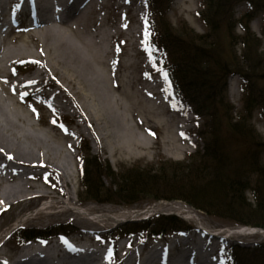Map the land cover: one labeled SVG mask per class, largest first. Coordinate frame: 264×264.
I'll return each instance as SVG.
<instances>
[{
    "label": "rangeland",
    "instance_id": "1",
    "mask_svg": "<svg viewBox=\"0 0 264 264\" xmlns=\"http://www.w3.org/2000/svg\"><path fill=\"white\" fill-rule=\"evenodd\" d=\"M127 1V5L125 4V6H123L126 12L130 10L127 16H125V11L121 14L119 10V13H117V10L113 6H108L101 11L110 27L115 23L116 25H118L117 23L121 25L124 31L121 40L125 37L129 38L126 43H122L121 40H116L114 44L112 43L108 55L109 57L107 58L110 65H106L108 76L110 80L121 78L123 83L126 74L131 77L136 76L135 87H133L135 91L144 86L148 87L151 85H158L157 83H164L165 88L159 96L164 97L165 105L168 108L167 112L163 115L150 116L144 110L143 104L139 103L137 99L133 98L127 101L128 99L122 93L116 90L114 91L113 96L119 103L124 105L121 111L126 113L130 122L129 124L133 126L135 131L136 139L141 143L140 145L142 148H136L137 151L135 153H130L122 144L124 129L120 123L112 118L113 116L111 114H108L107 108L105 109L104 107L93 104L95 96H92L89 89L81 96L74 94L71 89H69L71 93H73L71 96L66 92H61L60 96L66 98L67 103L59 101L57 109L52 110L48 107H41L42 104H46L45 96L41 94V92L34 93L30 97H25L23 95L24 92L21 94L14 92L13 95L15 97L22 99L18 109L27 119L26 129L29 130V125H31L38 131H41L44 136H46L44 133H48L52 135V139L56 138L61 146L56 153L57 157L53 160L59 165L65 164L66 168H68L66 169L68 170L67 177H62L61 172L58 171L59 174L56 170L55 172L44 170L42 178H37L33 181L42 184L46 189L52 191L54 200H64L67 205L74 202L72 205L73 208L82 215L92 219L96 218V216L104 218L103 224L99 229L93 231L90 235V242L94 249L93 252L95 251V253L87 257L90 263L97 264L107 259L111 264H127L132 262L131 256L136 259L145 258L149 255L147 254L148 251H152V253H159V251L163 252L166 258L173 260L175 256L180 255L182 252L184 253L185 249V244L181 241L176 246H170L171 248L164 250V248L170 245L172 239L177 238L176 236L180 237L183 236V234L185 235V233H190L197 237L201 227V232L207 230L210 233H220L221 235H228L226 231L230 229L253 230L254 232L248 235L233 234L230 237L228 235L227 238H223L222 236L219 238L216 237L212 240V244L210 243V245L209 242L205 240L204 244L207 242V247L209 249L214 248L212 250V255L209 254L205 245L201 248L191 242L187 244L189 251H202L205 257L211 260V262H205L204 264H231L228 257L230 247L234 244L249 247H254L256 244L260 243L264 244V228L234 223L227 218H222L199 209L182 199L156 200L154 198H144L133 205L127 206L113 202H98L89 199V197L86 199L82 197L81 193L83 187L81 186V171L84 167L82 161L84 149L82 148L86 144L90 148L92 155L100 156L103 160L107 161L115 171H119L124 166L133 167L135 165H140L141 167L154 166V169L157 170L161 160L178 161L182 163L183 166L188 165L198 152H204L206 150L208 141L210 140L209 142H211V131L213 127H209L207 124L209 116L206 113H204V115L197 114L193 106L178 93L167 73L169 65L167 64L166 51L160 46H155L153 44V34L156 35L157 29L161 27L160 22H165V18L168 19L170 27L174 28L176 31L184 27H189L200 34L210 32V29L201 17V12L204 8V0H168L167 7L164 8L162 12L156 11V13H153L154 11L150 7L149 0H123V2ZM169 2H171L170 5ZM255 2L257 3H255L256 7L259 6L264 9V0H255ZM3 5L8 6L6 3ZM249 8V2L241 1L239 4L235 5L234 17L240 18ZM24 18L27 17L24 15ZM100 26L101 25L98 23H93L91 28L97 30ZM250 27L256 36L261 39L258 54L260 57L262 56L263 63L255 70L257 71L256 73H253L252 70H247V72L251 73L250 78L252 87L254 88L253 91L259 96L260 103L262 102V104H264V12L258 13L255 18L250 21ZM227 28V25H221L218 35L220 36L228 57H232L234 49L229 45V33H227ZM235 32L237 34H242L244 31L242 27L238 25ZM7 34L5 30L0 29L1 41ZM19 35L26 37L27 30H20ZM8 36L11 37V35ZM235 50L236 55L241 57L244 52L242 45L238 44ZM253 56L257 58L255 55ZM28 61H35V68H25L24 66H20L22 64L18 65L15 71L19 78H24L31 72L40 70L42 76L47 78V80H51V74L46 68L41 66V63L35 56H29L27 60H24L25 63ZM134 61L135 64H133L134 66L132 68L126 67V65L128 66V64ZM248 67L251 68L250 65H248ZM54 68L59 70L58 78L63 79L62 77L66 73L64 69L58 65L54 66ZM227 83L228 98L234 106L233 114L237 117L244 107L243 97L245 94V79L239 73H232L227 79ZM5 84H7V82H5ZM64 84L68 86V88L70 87L68 84ZM55 91L56 88L46 90L47 93ZM0 93L3 99L10 102V99L5 97L1 89ZM167 94L170 95L166 97ZM153 99L154 97L148 98L149 101ZM8 104L17 107L12 104V101ZM103 110H105L104 114L107 116L106 119L102 115ZM132 111L138 112L147 124L156 125L154 129H143L141 125L136 123ZM167 122L172 124V127L171 125L169 127ZM252 125L256 134L258 133L264 140V108L262 105H258L254 110ZM179 129L183 130L182 136L175 135V131ZM169 131L172 133H169ZM219 132L224 133L223 126L219 129ZM90 135L92 138L89 137ZM242 146L249 145H244L242 141L236 139L229 141L230 148L228 147L226 152L229 153L230 160L232 159L231 157L235 159L238 158V149L241 150ZM247 148L249 147H246V149ZM261 151L259 159L264 166V148ZM195 159H199V157H195ZM229 167L233 169L231 165ZM76 170L78 172H76ZM169 172L171 173L172 171ZM102 179L106 184L111 182V179L108 177L104 176ZM246 195L249 200L254 203L252 193L247 191ZM71 196L72 200H69ZM172 205H174L175 208H173ZM35 207L36 206L32 205L21 212L19 210L22 209L19 206L0 217V236L4 235L7 240L5 247L1 250L3 253L0 264L9 263L12 258H15V256L20 253L25 245L36 242L35 240H31L24 245L20 244L16 240V237L12 235L14 230L19 227L45 229L50 226L68 224L70 226L64 227L63 229L55 228L54 231H56L57 236L53 235L50 241L56 243V240L70 238H74L76 241L80 242L85 241L82 239L81 234H79L82 228L85 227L82 223L73 218L68 219L66 217V219H57L44 224L35 221H23L22 219L25 220L27 217L37 212L38 209ZM92 208H95L97 211H92ZM134 210H139L141 212L135 214L133 213ZM161 214L174 215L182 219L186 224L192 227V231L182 233V231L177 228L173 231H169L163 237L158 236L154 238L149 236L147 231L143 230H139L134 234L129 232L132 234H127V237L118 232L120 234L117 235L118 240L114 237L115 235L112 236L108 233L110 230L116 228L120 230L119 227L124 223L138 222L149 217H157ZM64 231H67L68 235L63 234ZM159 246H163V248L157 249ZM155 258L159 260L158 256H155Z\"/></svg>",
    "mask_w": 264,
    "mask_h": 264
},
{
    "label": "bare ground",
    "instance_id": "2",
    "mask_svg": "<svg viewBox=\"0 0 264 264\" xmlns=\"http://www.w3.org/2000/svg\"><path fill=\"white\" fill-rule=\"evenodd\" d=\"M4 3L8 6H4ZM127 3L128 1L123 2V0H0V29L8 33L2 41L0 38V89L5 97L10 99L9 101H12L14 106H17L13 107L8 104L10 102L3 99L0 93V150H2L0 151V217L19 206L22 209L19 211L22 212L33 205L38 209L37 212L25 220L22 219L23 221L44 224L67 217L78 220L85 227L79 233L85 241L80 242L70 238L56 240V243L32 242L25 245L20 253L7 264H93L87 259L88 256L95 253L90 242V235L93 231H97L104 221V218L99 216L92 219L82 215L73 208L74 202L67 205L64 200H54L52 191L33 181L42 178L44 170L48 172L56 170L61 172L62 177H67L68 170L66 169L68 168L65 164V166L59 165L53 160L57 157L56 153L61 146L56 138L52 139V135L48 133H44L46 134L44 136L41 131L31 125H29V130L26 129L27 119L18 109L22 99L15 97L14 92L20 94L24 92L25 97L41 92L46 100V104H42L41 107H48L52 110L57 109L59 101L67 103L66 98L60 96L61 92H66L71 96L73 94L69 90L71 89L74 94L81 96L89 89L92 96H95L93 104L107 108L108 114H111L112 118L124 129L122 144L130 153H135L136 148H142L141 143L136 139L135 131L129 124L126 113L121 111L124 105L113 96L114 91L122 93L128 99L127 101L133 98L137 99L150 116L163 115L168 110L164 97L159 96L165 88L164 83L144 86L135 91L133 87H135L136 76L131 77L126 74L124 83L121 78L110 80L108 76L106 65H110L107 58L112 43L121 40L124 31L119 23H117L118 25L115 23L112 26H115L114 28L110 27L101 11L108 6H113L117 13L120 10L122 14L125 11L123 6ZM128 11H125V16ZM24 15L27 18H24ZM93 23H98L101 26L97 30H93L91 28ZM20 30H27L26 37L19 35ZM128 40L129 38L125 37L121 42L126 43ZM29 56H35L38 59L41 66L51 74V80L42 76L40 70L31 72L24 78L18 77L15 68L20 64H22L20 66L27 67V62L25 63L24 60H27ZM28 62L32 63L30 68H35V61ZM133 64L135 61L126 67L132 68ZM57 65L66 72L63 77L61 76L63 79L58 78L59 70L54 68ZM64 83L70 87L68 88ZM52 88H56V91L46 92L47 89ZM168 95L170 94H167L166 97ZM150 97H154V99L149 101ZM104 113L105 110L102 115L106 119L107 116ZM132 114L136 123L143 129H154L156 126L149 122L147 124L138 112L132 111ZM167 125L172 127L169 122ZM169 133L172 132L169 131ZM182 133V129L175 131L176 136H182ZM76 172L78 171L76 170ZM70 199L72 200V196L69 197ZM172 207L175 208L174 205ZM91 210L97 211L95 208ZM140 212L139 210L133 211L135 214ZM201 229L202 227L199 229L200 231L198 230L197 237L194 234L185 233V235L176 236L177 238L170 241V245L164 250L176 246L181 241L185 244L184 253L175 256L173 260L166 258L163 252L152 253L149 251L147 253L149 255L145 258L136 259L131 256V263H209L211 260L205 257L202 251H189L188 242L203 248L204 245L208 246L207 242L204 244L205 240L210 245L216 237H228V235L230 237L233 234L248 235L254 232L248 229H230L226 231L228 235L220 233L211 235L201 232ZM189 231L191 232L192 229ZM6 241V237L1 235L0 261L3 253L1 250L5 247ZM159 248H163V246H159L157 249ZM213 249L207 247L209 254L212 255ZM155 256H158L159 260H156ZM97 264H111V262L105 259Z\"/></svg>",
    "mask_w": 264,
    "mask_h": 264
},
{
    "label": "trees",
    "instance_id": "3",
    "mask_svg": "<svg viewBox=\"0 0 264 264\" xmlns=\"http://www.w3.org/2000/svg\"><path fill=\"white\" fill-rule=\"evenodd\" d=\"M241 1L249 2L250 8L240 18H235V5ZM149 3L153 13H156L167 7L168 0H149ZM255 3V0H204L201 17L210 32L200 34L189 27L176 31L163 17L165 22H160L161 27L156 35L153 34V44L166 51L167 71L178 93L197 114L206 113L209 116L207 124L213 127L211 142L208 141L204 152L197 153L195 157L199 159L194 157L184 166L178 161L161 160L157 170L154 166L135 165L115 171L100 156L92 155L86 144L82 148L84 167L81 171V194L84 199L89 197L98 202L127 206L144 198L182 199L234 223L264 228V166L259 159L264 140L256 134L252 125L254 110L258 105L264 108V104L253 91L251 73L247 72L252 70L256 73L255 70L263 63L262 56L258 54L261 39L252 31L250 21L264 9L256 7ZM223 24L228 27L229 45L234 49L232 57H228L218 35ZM238 25L244 31L242 34L235 32ZM238 44L244 48L241 57L236 55ZM232 73H239L245 79L244 107L237 117L228 98L227 79ZM222 126L224 133L219 132ZM232 139L249 146H242L241 150L238 149V158L231 157L230 160L226 150ZM104 176L111 179L109 184L104 183ZM247 191L252 193L254 203L247 197ZM68 226L45 229L20 227L13 235L20 244H24L33 239L52 237L57 234L55 228ZM119 228L108 233L117 239L118 232L127 236L143 230L151 237H163L169 231L190 229L191 226L174 215L161 214L124 223ZM64 233L68 234L67 231ZM228 257L231 264H264V244L254 247L234 244Z\"/></svg>",
    "mask_w": 264,
    "mask_h": 264
},
{
    "label": "snow or ice",
    "instance_id": "4",
    "mask_svg": "<svg viewBox=\"0 0 264 264\" xmlns=\"http://www.w3.org/2000/svg\"><path fill=\"white\" fill-rule=\"evenodd\" d=\"M0 151H2V150H0Z\"/></svg>",
    "mask_w": 264,
    "mask_h": 264
}]
</instances>
